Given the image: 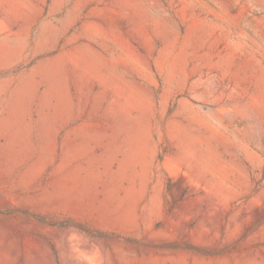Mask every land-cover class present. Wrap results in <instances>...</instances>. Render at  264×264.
I'll list each match as a JSON object with an SVG mask.
<instances>
[{"label": "rangeland", "instance_id": "obj_1", "mask_svg": "<svg viewBox=\"0 0 264 264\" xmlns=\"http://www.w3.org/2000/svg\"><path fill=\"white\" fill-rule=\"evenodd\" d=\"M0 264H264V0H0Z\"/></svg>", "mask_w": 264, "mask_h": 264}]
</instances>
